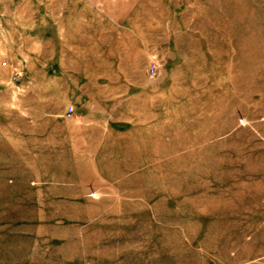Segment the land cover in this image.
Listing matches in <instances>:
<instances>
[{
    "label": "rangeland",
    "instance_id": "obj_1",
    "mask_svg": "<svg viewBox=\"0 0 264 264\" xmlns=\"http://www.w3.org/2000/svg\"><path fill=\"white\" fill-rule=\"evenodd\" d=\"M0 264H264V0H0Z\"/></svg>",
    "mask_w": 264,
    "mask_h": 264
}]
</instances>
